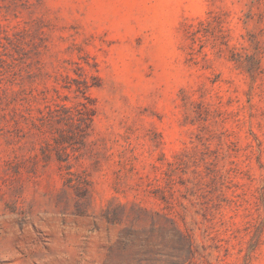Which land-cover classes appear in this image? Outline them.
I'll return each mask as SVG.
<instances>
[{
	"label": "rangeland",
	"instance_id": "obj_1",
	"mask_svg": "<svg viewBox=\"0 0 264 264\" xmlns=\"http://www.w3.org/2000/svg\"><path fill=\"white\" fill-rule=\"evenodd\" d=\"M0 264H264V0H0Z\"/></svg>",
	"mask_w": 264,
	"mask_h": 264
},
{
	"label": "trees",
	"instance_id": "obj_2",
	"mask_svg": "<svg viewBox=\"0 0 264 264\" xmlns=\"http://www.w3.org/2000/svg\"><path fill=\"white\" fill-rule=\"evenodd\" d=\"M81 107L82 108L78 110V114H79L78 121H79L80 126L86 125L85 121L88 119L86 117H87L88 112L90 111V108L86 104H81Z\"/></svg>",
	"mask_w": 264,
	"mask_h": 264
}]
</instances>
